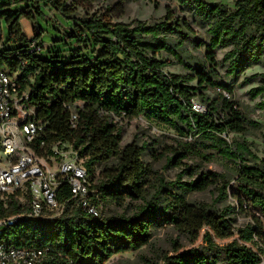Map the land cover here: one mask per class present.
Wrapping results in <instances>:
<instances>
[{"label": "trees", "instance_id": "trees-1", "mask_svg": "<svg viewBox=\"0 0 264 264\" xmlns=\"http://www.w3.org/2000/svg\"><path fill=\"white\" fill-rule=\"evenodd\" d=\"M25 1L33 3L27 7L30 13L34 9L43 19L47 18L44 9L48 6L74 21L71 37L77 39L79 48L68 62L40 56L44 46L39 22L33 24L34 37H28L22 19L33 16L26 8L16 9ZM125 1L118 0L112 10L116 8L119 15L124 14ZM180 1L192 5L209 24L205 64H189L184 41L176 38L191 39L196 48L202 43L191 36L192 28L185 20L175 18L171 10L162 21L152 24L125 23L95 14L73 18L63 0H0V46L3 22L9 30L7 43L15 44L14 48L0 52V66L17 76L22 90L30 92L40 118L52 131L49 142L70 143L85 159L90 174L88 200L103 207L100 217L92 215L72 197L70 186L63 184L57 195L65 206L60 217L53 221L21 218L0 235L1 240L16 246L47 247L52 264H104L114 254L146 245L151 226L167 222L193 240L201 237L202 243L164 256L162 264L261 263L264 157L253 150V142L246 137L251 126L261 124L246 115L233 97V88L219 80L217 50L229 49L223 61L233 80H238L252 62L262 60L264 0H235L232 11L220 2ZM35 46L40 49L34 51ZM161 52L173 55L191 67L194 74L185 77L165 71L170 61L158 58ZM258 75L245 78V82ZM260 75V84L249 93L252 98H261L257 106L264 109V73ZM193 80L197 81L195 86L190 84ZM209 88H220L218 95L209 96ZM196 97L206 103L208 114L193 109ZM78 101L83 106L79 108L77 127L71 128L67 106ZM218 111L225 113L224 122L214 120L213 114ZM112 113L128 120L143 115L161 131L167 129L175 135L177 145L169 148L172 154L168 161L186 165L184 171L191 176L180 187L195 191L215 187L221 198L232 197L237 203L220 208L190 202L179 193L173 197L177 183L167 182L161 175L152 194L147 188L152 169L143 160L144 146L136 140L121 146V129L113 121ZM188 158L198 164H186L184 160ZM220 160L226 161L221 163V171L199 170L203 163ZM98 166H102L103 179L94 183ZM19 196L20 192L7 200L0 198V218L29 208V193L25 194V202ZM127 199H141L144 203L132 214H105L110 203ZM240 214L248 222L236 228L234 222ZM228 238L233 239L216 241Z\"/></svg>", "mask_w": 264, "mask_h": 264}, {"label": "rangeland", "instance_id": "rangeland-1", "mask_svg": "<svg viewBox=\"0 0 264 264\" xmlns=\"http://www.w3.org/2000/svg\"><path fill=\"white\" fill-rule=\"evenodd\" d=\"M63 1L69 6L73 18H81L83 16H91L95 14L97 16L109 18L112 22L122 21L125 23H131L134 21H143L152 24L162 21L166 17L168 10H171L175 18H182L185 20L186 24L192 28V30H190L191 36L195 35V38L202 43L200 47L196 48L191 42V39L176 38L184 41V55L188 57L189 64L201 65L206 63L205 54L207 50L205 44L209 42V24L189 3H182L180 0H127L123 3L124 14L119 15L118 9L115 8L112 10V8L116 6L118 0ZM204 1L209 3L220 2L226 4L231 11L235 8V0ZM32 5V2L25 1L18 4L16 9L26 8V11L30 13L27 7ZM44 11L47 14L46 19L40 17L34 9L32 10L30 14H32L33 18L29 19L30 23L23 25L24 33L28 37H33L36 33L33 29V24L39 22L43 31L41 41L44 46L39 52L40 56L44 59L68 62L70 58L75 56L76 50L79 48L77 39L71 37L74 21L61 13H55V10L52 8L50 10L48 6ZM2 37L3 44L0 46V52L15 47V44L7 43L9 30L6 22H3ZM228 50V48L217 50V58L220 63V66L217 67L219 80L229 84L233 88V97L239 102L240 107L246 115L255 122L261 124L260 126H251L250 135H247L246 137L253 142V150L260 157H264V109H260L257 106V103L261 98H252L249 93L253 87L260 84V74L264 73V57L258 62H252V64L245 69L243 74H241L238 80H233L232 75L228 72L227 64L223 61L224 54ZM84 52L86 53V51ZM157 57L170 61V64L165 67V71L169 73L180 74L185 77L194 74V70L191 67H188L168 52H161ZM254 74L259 75L253 78L251 82L246 83L245 78ZM190 84L195 86L197 81H190ZM206 92L211 97L218 95V90L214 88H209ZM195 100L206 104L200 97H196ZM119 127L122 134L121 146L124 147L134 140L137 141L138 145L144 146L143 160L148 164L149 168L152 169L151 182L147 185L148 191H151L152 194L156 191V188L159 185L157 178L161 175L167 182L177 183V186L174 187V193L172 194L173 197L179 193L185 195L186 199L190 202L206 203L219 206L220 208L227 204L235 205L237 203L232 197L221 198L218 189L215 187H211L205 191H195L187 190L185 187L179 186L182 182H189L191 176L184 171L186 165H176L168 161V158L172 154L169 148L172 145H177V138L167 129L165 130L166 132H163L160 129L153 131L148 126L137 121L124 122L119 124ZM184 162L193 166L198 164L192 158L185 159ZM221 163L226 164V161L220 160L219 162L203 163L199 170L221 171L224 169V165ZM102 179V166H98L94 183L101 181ZM233 184L234 180L231 181V185ZM143 203L144 202L141 199H127L126 201L113 202L107 207L105 214H132ZM236 218L237 219L234 222L236 228L242 227L248 222V220L241 214ZM231 239L233 238L225 240L216 239V241L218 243H223ZM201 243V237L193 240L190 236L180 232L173 224L165 222L159 226H151V237L146 245L136 250H128L114 254L104 264H162L164 256L176 255L192 247L199 246ZM262 262L264 263V258Z\"/></svg>", "mask_w": 264, "mask_h": 264}, {"label": "built area", "instance_id": "built-area-1", "mask_svg": "<svg viewBox=\"0 0 264 264\" xmlns=\"http://www.w3.org/2000/svg\"><path fill=\"white\" fill-rule=\"evenodd\" d=\"M33 29L36 30L34 25ZM39 49V46L34 47V51ZM223 93L229 96L226 91ZM82 106V101L67 106L71 112V128L77 127ZM193 109L208 114L207 105L199 101L193 100ZM111 117L118 125L137 121L153 131L159 129L143 115L133 120L115 113ZM225 117L221 111L213 114L217 123L224 122ZM51 133L48 124L39 116L38 106L31 102L30 92L22 90L17 76L0 66V198L7 200L20 192L19 199L25 202V194L30 196L26 211L0 218V235L21 218L53 221L60 217L65 206L58 201L57 195L63 184L70 186L72 197L89 213L101 216L103 207L88 200L90 174L85 159L70 143L62 140L50 143ZM262 261L260 264H264ZM0 264H52V256L47 247L16 246L0 239Z\"/></svg>", "mask_w": 264, "mask_h": 264}, {"label": "crops", "instance_id": "crops-1", "mask_svg": "<svg viewBox=\"0 0 264 264\" xmlns=\"http://www.w3.org/2000/svg\"><path fill=\"white\" fill-rule=\"evenodd\" d=\"M27 23H30V20L27 18L22 19V24L26 25Z\"/></svg>", "mask_w": 264, "mask_h": 264}]
</instances>
